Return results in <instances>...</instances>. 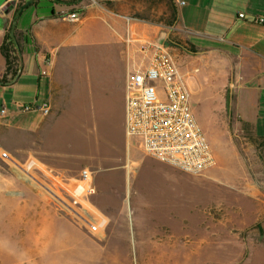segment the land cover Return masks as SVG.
<instances>
[{"label": "crops", "instance_id": "obj_1", "mask_svg": "<svg viewBox=\"0 0 264 264\" xmlns=\"http://www.w3.org/2000/svg\"><path fill=\"white\" fill-rule=\"evenodd\" d=\"M13 10L6 14L5 21L15 19ZM73 11L81 13L79 20L70 18ZM258 17H264V0H33L14 21L22 34V68L6 85L23 76L38 80L47 94L45 104L50 102L54 87L46 69L51 64L57 68L61 58L65 61L63 67L72 68L77 59L81 61L83 70L101 85L123 77L126 86L129 73L146 68L160 50L193 53L201 69L217 68L211 80L216 84L221 114L228 121L233 116L250 123L255 134L263 137L260 122L264 124V22H259ZM5 24L2 19L0 76L7 65L2 53ZM175 37L183 39L194 52ZM104 49L114 53L110 73L101 60ZM93 52L97 57L94 68L89 55ZM223 86L228 87L224 93ZM42 114L38 125L30 118L26 124L11 125L7 121L15 115L7 112L2 118L5 125L35 135L44 128L47 114ZM227 161L218 153L217 165L206 171L211 180L227 175ZM25 181L22 180L24 186L0 188L2 264H82L83 255L53 250L52 236L37 231L59 227L67 221L40 191L25 189ZM225 201L232 208L231 217L213 219L212 207ZM150 209L148 212L156 213L160 220L147 221L144 235L136 231L133 241L139 252L145 244L146 259L156 264H264V207L250 215L253 220L250 218L248 223L238 219L246 209L234 190L224 189L215 200L175 212L176 219L172 221L164 219L160 207ZM192 220L196 221L195 227ZM259 222L261 229L254 226ZM169 229L179 239L189 235L191 241L182 244L178 240L171 245ZM115 244L121 242L117 240ZM138 257H143V253ZM113 259L121 260L122 252H115Z\"/></svg>", "mask_w": 264, "mask_h": 264}, {"label": "rangeland", "instance_id": "obj_2", "mask_svg": "<svg viewBox=\"0 0 264 264\" xmlns=\"http://www.w3.org/2000/svg\"><path fill=\"white\" fill-rule=\"evenodd\" d=\"M1 1L0 21L7 22L8 34L15 20L5 21L6 14L13 9L16 13L30 0ZM173 39L194 52L183 39ZM169 52L189 85L194 110L217 156L221 153L228 160V173L221 180H211L206 172L210 168L200 173L180 171L142 150L138 141L127 134L123 77L101 85L83 70L78 59L72 68L62 66L64 58L57 68L51 64L46 69L54 81L48 102L51 110L45 116L43 130L35 135L5 125L1 111L5 107L8 115H15L7 121L11 125L26 124L29 118L38 125L44 117L42 111L23 112L21 106L42 105L47 99L45 88L26 76L11 85L0 84V188L24 186V179L25 189L40 191L53 202L54 210L66 219V224L37 229L52 236L53 250L81 254L82 264H156L146 259L145 244L139 246L143 253L139 258L141 252L133 241L136 231L144 235L147 221L160 220L156 213L148 212L153 206L160 207L164 219L172 221L176 219L175 212L215 200L228 189L234 190L246 209L238 219L248 223L253 220L250 215L263 209V139L255 134L250 123L233 116L228 121L221 114L216 84L207 68L201 69L193 59V53ZM89 55L94 68L96 54ZM14 59L16 66L18 53ZM227 88L223 86L222 93ZM260 125L264 130L263 122ZM5 152L10 158L3 155ZM30 163L34 164L29 166ZM84 169L95 173L96 188L79 197L76 190L83 183ZM228 205L225 201L213 206V219L231 217L232 208ZM100 220L107 222L94 230L91 222ZM195 224L192 220V227ZM261 225L259 222L254 226L261 229ZM168 233L171 245L178 240L182 244L191 241L189 235L179 239L175 231L169 229ZM117 240L121 245L115 244ZM115 252H122L121 260L113 259Z\"/></svg>", "mask_w": 264, "mask_h": 264}, {"label": "built area", "instance_id": "obj_3", "mask_svg": "<svg viewBox=\"0 0 264 264\" xmlns=\"http://www.w3.org/2000/svg\"><path fill=\"white\" fill-rule=\"evenodd\" d=\"M69 16L77 21L81 13L73 11ZM258 21L263 23L264 17H258ZM101 60L112 72L114 53L104 49ZM126 87L127 134L138 141L145 153L189 173H200L217 164V152L194 110L189 85L168 50L158 51L146 68L129 73ZM21 110H42L48 114L51 107L48 103L24 104ZM1 112L6 113V108ZM3 155L10 158L7 152ZM94 174L90 169L82 171L83 183L78 189L83 186V190L77 189V196L95 191ZM91 225L99 230L103 222H91Z\"/></svg>", "mask_w": 264, "mask_h": 264}, {"label": "trees", "instance_id": "obj_4", "mask_svg": "<svg viewBox=\"0 0 264 264\" xmlns=\"http://www.w3.org/2000/svg\"><path fill=\"white\" fill-rule=\"evenodd\" d=\"M27 6H28V2L21 5L17 9L14 18L16 19V15L17 14L19 15L24 10V8H26ZM21 47H22V34L17 30V26L14 23L13 27L11 28V31L8 34H7V28H6V36L2 44V53L6 58L7 65H6V72L4 73V76H0V84L6 85L12 80H14L19 75L21 68H22V63H21L22 48ZM17 53H18V64L15 66L14 65V61H15L14 55ZM261 138L264 141V136Z\"/></svg>", "mask_w": 264, "mask_h": 264}, {"label": "bare ground", "instance_id": "obj_5", "mask_svg": "<svg viewBox=\"0 0 264 264\" xmlns=\"http://www.w3.org/2000/svg\"><path fill=\"white\" fill-rule=\"evenodd\" d=\"M207 70H208V72H209V74H210V76H211V75H214V74H215L217 68H213V67H209V66H208ZM82 190H83V186H81V187L78 189L79 192H81ZM106 222H107V220H104L103 225H104ZM192 236H193V235H192ZM193 247H194L193 245L190 246L191 254H193V253H192V251H193V250H192Z\"/></svg>", "mask_w": 264, "mask_h": 264}, {"label": "water", "instance_id": "obj_6", "mask_svg": "<svg viewBox=\"0 0 264 264\" xmlns=\"http://www.w3.org/2000/svg\"><path fill=\"white\" fill-rule=\"evenodd\" d=\"M1 2H2V1L0 0V4H1ZM31 3H32V0H30V1L28 2V5L31 4Z\"/></svg>", "mask_w": 264, "mask_h": 264}]
</instances>
